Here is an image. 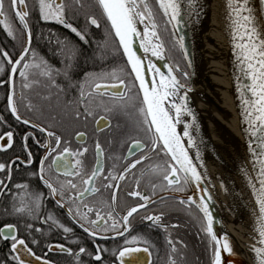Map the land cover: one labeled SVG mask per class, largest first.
<instances>
[{"label":"snow or ice","instance_id":"6c2138e0","mask_svg":"<svg viewBox=\"0 0 264 264\" xmlns=\"http://www.w3.org/2000/svg\"><path fill=\"white\" fill-rule=\"evenodd\" d=\"M259 4V15L251 7V0H227L226 7L233 55L243 78L250 81L241 84L240 78L237 77L236 90L241 102L245 131L249 137L247 148L255 172L254 177L248 176V186L258 209L255 229L258 235L254 238L252 251L255 264H264V0H259ZM74 6L83 9L85 4L83 0H74ZM155 7L157 11H153L149 0H95V8L99 10L106 25L105 43L109 37L115 42L114 51L124 58L125 66L87 73L83 82L70 85L79 92V107L74 113V118L79 120L81 116L85 119L94 116V108H101L110 113L126 111L127 102L131 99L126 92L131 93L135 88L140 97L138 111L141 124L152 134L150 147L140 140L130 142L129 154L134 155L139 150L142 155L125 164L119 171H116L115 165L113 170L106 171L105 150L99 140H96L94 145L95 166L89 169L86 164L89 148L72 147V141L55 130L56 115L50 114L47 123H38L33 119L35 114H42V107L33 102L30 93L40 86L42 80L46 87L64 91L55 80V75L61 74V70L53 68L46 60L38 57L32 48L33 31L29 23L32 12L28 0H7V8L6 0H0V26L8 37L19 41L21 45L20 51L15 55L0 49V76L4 77L0 79V88H4L6 92L4 110L17 125L24 127L22 133H17L8 118L0 115V153L8 155L7 160L0 161V197H10L12 200L11 211L5 208V219L0 221V241L8 242L11 264H33V261L37 264H52L46 257L55 250L75 256L77 264H80V256L87 252L83 246L73 253L72 249L63 244H48L44 256L37 255L32 245L39 246L40 241L33 233H41L42 229L34 227L29 219L36 216L45 194L39 190L30 191L28 184H13V173L21 167L31 169V176L48 190L51 198L56 200L57 206L65 209L93 240H114L117 236L123 237V246L111 253L119 264H153V252L149 242L141 236L132 235L129 238L128 235L132 230L130 218L141 209L149 208L150 201L156 203L150 195L140 191L141 179L149 174L160 180L159 185L153 181V194L157 187L172 192H185L195 187L196 191L192 195L180 198L178 202L195 207L202 214L200 231L211 252L210 264H226L224 255H232L233 249L227 234L225 233L222 242L214 232L216 219L210 210L211 196L202 186L203 177L198 171V167L203 165L198 166L189 153V149L196 146L189 132L191 125L185 123L183 134L178 132V125L184 115L191 116L193 123L195 122V115L187 105L188 90L180 95L183 85L174 74L181 70L178 65L175 68L169 66L165 74L148 59L149 53L161 59L166 50L156 19L157 12L162 14L164 30H170L173 47L178 46L184 58L188 59L184 37L176 35L184 16L183 0H155ZM35 11L40 21L63 25L80 41L89 43L87 33L78 30L68 21V5L64 0H36ZM188 11H195L192 0H188ZM9 15L12 17L11 21ZM86 19L89 25L101 28V22L96 15L90 14ZM15 22H18L16 27L13 26ZM139 25H143L142 31ZM136 40L140 41V48L145 53L143 58L134 50ZM76 55L77 52L73 50L68 59ZM66 67L70 68L71 64ZM63 74L68 78V72ZM181 75L187 78L188 73L181 72ZM41 99L50 100L51 97L45 95ZM104 120L105 116L101 115L95 123L100 127L101 121ZM117 127L119 128V125ZM100 130L103 131V127H100ZM84 137V132L76 133L78 143L83 141ZM185 138L187 145L184 143ZM32 145L43 150L36 168H32L35 162ZM161 152L168 158L163 166L153 163V156H159ZM195 160H200L198 151ZM138 166L145 169L140 172V178H137L134 172ZM242 171L247 176V170ZM129 175H132L135 186L126 196L139 203L128 207L125 214L117 218L121 182L126 181ZM97 181H100V184ZM12 187L17 191L12 192ZM104 190H112L109 201L94 199ZM162 217L163 213H160L145 215L143 219L153 225L165 227L160 224ZM9 218H14L16 222H10ZM20 221H23V235ZM49 221L57 228H62L64 233L72 232L71 228L60 224L52 215H48L42 223ZM171 227L178 228L179 225L173 224ZM109 232L115 235H107ZM178 245H182V242L170 237L167 239V264H181L185 260L186 257ZM107 251L108 249L97 245L95 253L88 254L103 264L102 253ZM141 253L146 254L148 259H142Z\"/></svg>","mask_w":264,"mask_h":264},{"label":"flooded vegetation","instance_id":"af4514ba","mask_svg":"<svg viewBox=\"0 0 264 264\" xmlns=\"http://www.w3.org/2000/svg\"><path fill=\"white\" fill-rule=\"evenodd\" d=\"M65 2V1H64ZM29 9L32 12L29 23L33 31V42L32 48L38 55L40 50V39L41 34L36 30V26L39 22L38 13L35 11L36 0H28ZM7 8V0H6ZM10 21L12 20L11 15H9ZM52 27L65 28L63 25L49 22L45 23ZM14 27L18 26V22L13 24ZM96 28V27H94ZM69 35H74L69 29L66 30ZM20 42L13 41L7 36L6 32L3 31V27L0 26V49H5L10 53L15 55L20 51ZM42 47V46H41ZM107 49L104 54L103 61H98L97 63H88L85 67L88 71L87 73L98 72L101 69L111 70L113 67H122V56L120 53H113L112 48ZM39 57V56H38ZM53 68H62L60 63H48ZM125 64V63H124ZM64 67V66H63ZM4 77L0 76V79ZM56 78V77H55ZM57 79V78H56ZM19 80L17 79V91L19 92ZM39 93L40 95H37ZM48 95L51 97L50 100L41 99L42 96ZM130 95L131 99L127 102L126 111L120 112H105L101 108H94V116H89L85 119L83 116L79 120L74 118V113L78 109L79 105L77 99L79 92L76 89L75 93L63 94L62 101L57 103L58 95L52 92V88L45 86V82L42 80L40 86L36 87L32 93H30L31 98L34 103L39 104L42 107V114L37 113L33 116L36 122H48V117L50 114L56 115L57 120L55 121L56 128L58 132L62 133L65 138L72 141V147L79 148L86 146L89 148V152L86 156V164L89 169L95 166V155H94V145L96 140H99L105 150L104 163L106 171L113 170L115 165L116 171H119L125 164L132 162L138 158L142 153L137 150L134 155H130L128 152V147L130 142L134 140H140L150 147V142L152 134L146 130V127L141 124V117L139 115L140 97L136 93V89L133 88ZM6 92L4 88H0V115H4L8 118L9 122L13 124V127L17 133H22L24 131L23 126L16 124L14 119L6 112ZM105 116V120L101 121L100 127L95 123L99 117ZM109 124L111 127H109ZM119 125V128L117 127ZM84 132L85 137L81 142H77L76 133ZM19 139V136L17 137ZM31 150L34 153V164L32 168L38 167L39 158L42 155L43 150L38 149L37 146L32 145ZM20 149L17 146V153ZM114 157H119V159L114 160ZM23 158V157H22ZM8 159L7 154L0 153V161ZM168 160L167 157L163 155V152L159 156H153V163H160L162 166ZM145 169L138 166L137 170H134L136 177L140 178V172ZM31 169L21 167L18 171L13 173V184L23 183L29 185L30 191L39 190L43 192L44 199L40 209H38L35 217L30 218L29 222L34 225V227L41 228V233H33V235L40 241L39 246L32 245L37 255L44 256L47 252L48 244H63L66 248L72 249L73 253L79 251L81 246L87 249L85 254L80 256V264H101V262L95 261L92 256L88 253H95L96 246L99 245L101 248L108 249L107 252L102 253L103 264H119L115 257L111 254L113 251L119 250L124 244V238L117 236L116 239L107 240H93L89 237L87 233L83 231L78 223H76L71 216H69L65 209L59 208L57 206L56 200L52 199L48 194V190L42 186V184L33 176H31ZM2 175V174H0ZM153 181L159 185L160 180L152 175H145L141 179L140 191L148 194L156 201L155 204L149 202L150 206L147 209H141V211L134 215L131 219V232L128 234L129 238L132 235H138L143 237L149 242L151 246V251L153 252L152 261L153 264H167V239L170 237L173 240H178L182 242V245H178L185 255V260L181 264H210L211 252L208 248L207 241L203 239V233L200 231L201 224V214L195 207H189L187 205L179 204L178 200L180 198H186L192 195L191 190L185 192H172L169 190H161L157 187L155 193L153 194L152 183ZM100 184V181H97ZM121 189L118 193V207L116 209L117 218L120 215L125 214V210L128 207L135 206L139 201L134 200L131 197H127L126 193L134 189L135 181L132 175H129L128 179L121 182ZM11 187V186H10ZM17 190L12 187V192ZM112 190H104L99 197L94 199L109 201L110 193ZM165 197L167 199H161ZM12 200L10 197H0V221L5 219L4 209L7 208L11 211ZM163 213L161 227L159 225H153L151 222L145 221L143 217L145 215L156 214L159 215ZM52 215L54 219L59 221L63 226L72 229L70 233H64L62 228H57L52 225V222L42 223V221L48 216ZM10 222H16L14 218H9ZM178 224V228H172L171 225ZM21 234L24 233L23 221H20ZM87 226V225H85ZM107 235H115V233L109 232ZM67 237V239L65 238ZM72 241H76L73 243ZM8 242L0 241V264H11L9 260V249L7 246ZM186 245V247H184ZM141 258L147 260L146 254L141 253ZM52 264H77L75 256H69L60 253L55 250L48 253L47 257Z\"/></svg>","mask_w":264,"mask_h":264},{"label":"bare ground","instance_id":"6f19581e","mask_svg":"<svg viewBox=\"0 0 264 264\" xmlns=\"http://www.w3.org/2000/svg\"><path fill=\"white\" fill-rule=\"evenodd\" d=\"M183 7V21L188 31L193 74L191 92H187L191 118L190 135L195 147L189 149L202 174L203 181L216 203L223 209L233 231L243 239L255 243V198L248 186V176L255 172L250 164L245 136L241 133L240 99L233 83L232 50L227 18V0H192L195 11H188V0ZM143 30V25H139ZM140 43V41H139ZM143 58L145 53L141 49ZM148 55L156 66L165 60ZM148 60H145L147 64ZM184 93H182L183 95ZM182 118L178 132L183 134ZM187 145V139L184 140ZM197 151L200 160H195ZM242 169L247 170V176ZM229 210V211H228ZM252 251V247H251ZM253 253V251H252ZM254 254V253H253ZM234 252L231 259L234 260Z\"/></svg>","mask_w":264,"mask_h":264},{"label":"trees","instance_id":"16d2710c","mask_svg":"<svg viewBox=\"0 0 264 264\" xmlns=\"http://www.w3.org/2000/svg\"><path fill=\"white\" fill-rule=\"evenodd\" d=\"M68 5V21L78 30L84 31L87 33V39L89 43L85 44L80 41L79 38L74 35H69L66 33L67 28L61 27H52L43 22H39L36 26V30L41 34L40 41V50L38 51V56L46 60L48 63H60L62 68L61 74L55 75V80L64 91H59V89L52 88V92L58 95L57 103L62 101L63 94L75 93V87H71V84H79L84 81L85 74L88 71L85 67L88 63H97L98 61H103V56L106 53L107 49L112 48L113 53H119L114 51L115 42L109 37L106 41L105 36V21L101 16L98 9L95 8V0H83L85 7L80 9L74 6V0H64ZM155 0H149V3H152L155 7ZM154 11V10H153ZM155 11H157L155 7ZM96 15V17L101 22V28L97 29L92 27L87 23V17L90 15ZM157 22L160 25V35L165 43H171L172 37L170 35V30H164V20L162 14L157 12L156 16ZM61 42V43H58ZM66 45V46H65ZM42 46V47H41ZM75 50L77 55L72 59H68L71 52ZM71 64V67L68 68L66 65ZM64 66V67H63ZM124 61L122 59V67H124ZM68 72V78L64 76V72Z\"/></svg>","mask_w":264,"mask_h":264},{"label":"water","instance_id":"95a60500","mask_svg":"<svg viewBox=\"0 0 264 264\" xmlns=\"http://www.w3.org/2000/svg\"><path fill=\"white\" fill-rule=\"evenodd\" d=\"M185 4H186V1L183 0V7ZM251 7H253V9L257 11V15H259V8H260L259 0H251ZM92 27H95V26H92ZM176 35L184 37V44H185L186 51L188 53V59L187 60L184 58V55L181 52V50L180 49L179 50H180V54H181V57L183 59L184 65H185V69L187 70L188 75L190 77H192L193 62H192L190 40H189L187 28H186L183 20H182V23H181L179 30L176 32ZM134 50L137 52V55L141 56L140 55L141 48H140L139 40L135 41ZM123 61L125 63L124 58H123ZM189 61H191V66H189ZM169 66H170V64H169L167 59H165L164 62L157 65V67L160 68L161 71L164 72L165 74H167ZM181 72H183V71L181 70ZM181 72H174V74L177 76V78L179 80H180V78L178 75L182 76ZM239 82L241 84L250 83V81H241V80H239ZM185 90H188L187 92H191V84H190V87H186L183 85L181 92H185ZM248 95L250 96V93ZM241 111H242V108L240 105V117L242 118ZM241 127L243 129V130H241L242 136H245L246 142L248 144L249 137L245 131L246 125L243 122V118L241 121ZM202 186L207 189L208 193L211 196L210 210L216 219V223L214 224V232L217 233V235L219 236V238L221 239L222 242L225 239V233L227 234L228 242L231 244L233 252L235 254L234 260L231 259V256H228L227 254L224 255V258L226 260V264H255V256L251 251V247L253 246L252 241H250L249 239H243V238L239 237L233 231L229 222L227 221L225 213H223V209L216 203L213 196L211 195L208 188L206 187L204 181H202ZM190 190L192 193L196 191L195 187H192ZM201 216H202V214H201ZM33 264H37V262L33 261Z\"/></svg>","mask_w":264,"mask_h":264},{"label":"rangeland","instance_id":"374dc122","mask_svg":"<svg viewBox=\"0 0 264 264\" xmlns=\"http://www.w3.org/2000/svg\"><path fill=\"white\" fill-rule=\"evenodd\" d=\"M153 10L155 11V7H153ZM165 49L166 50L163 53H164L165 59L168 60L170 66L175 68L178 65L180 70H182L183 72L188 73L187 70L185 69V65H184L183 59L181 57L179 47L178 46L177 47H173V40H172L171 43L170 42L169 43H165ZM228 57H230L229 61L231 62V72H232V75H233L232 76L233 83H235V86H236L237 77H239L240 78L239 80H241V81H245V79L243 78V74L239 70L238 62L236 61V58L233 55V48H232V50H230V52L228 54ZM178 76L180 78L181 84H183L186 87H190V84L192 82V80H191L192 77H190L189 75L187 76V78H185L184 76H180V75H178ZM182 93H184V92L180 91V95H182ZM182 118L185 120L186 123L191 125V116L184 115ZM241 130H243L242 127H241ZM247 156H249L250 164H252L251 163V159L252 158L250 157L249 152H248ZM252 168H253V166H252Z\"/></svg>","mask_w":264,"mask_h":264}]
</instances>
